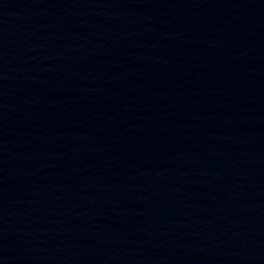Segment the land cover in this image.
<instances>
[{
	"label": "water",
	"instance_id": "water-1",
	"mask_svg": "<svg viewBox=\"0 0 264 264\" xmlns=\"http://www.w3.org/2000/svg\"><path fill=\"white\" fill-rule=\"evenodd\" d=\"M0 264H264V0H0Z\"/></svg>",
	"mask_w": 264,
	"mask_h": 264
}]
</instances>
